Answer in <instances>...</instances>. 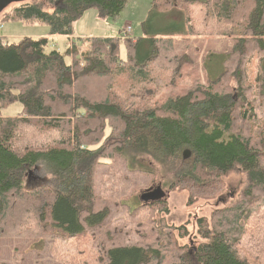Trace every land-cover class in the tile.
I'll return each mask as SVG.
<instances>
[{
    "label": "trees",
    "instance_id": "trees-1",
    "mask_svg": "<svg viewBox=\"0 0 264 264\" xmlns=\"http://www.w3.org/2000/svg\"><path fill=\"white\" fill-rule=\"evenodd\" d=\"M128 1L25 0L4 19L70 40L86 10L116 17ZM151 1L147 21L185 18L163 34L146 21L126 60L117 37L70 41L71 65L48 37L0 38V264H264V0ZM140 157L174 174L188 208L214 202L210 215L177 226L166 200L132 208ZM40 165L56 186L28 189ZM234 171L249 178L235 198Z\"/></svg>",
    "mask_w": 264,
    "mask_h": 264
},
{
    "label": "rangeland",
    "instance_id": "rangeland-1",
    "mask_svg": "<svg viewBox=\"0 0 264 264\" xmlns=\"http://www.w3.org/2000/svg\"><path fill=\"white\" fill-rule=\"evenodd\" d=\"M31 1L32 0H28V2ZM15 5L16 3L10 4L0 12L1 37L10 43H19L24 38L48 37V51H60L64 55L66 63L71 65L73 63V56L68 55L67 53L71 40L58 36L51 37L49 35L50 27L44 23H27L21 20L4 19L6 14L10 13ZM151 9V0H129L122 13L116 17H103L100 15L98 9L89 8L76 22L73 35L71 36V38H73L72 41L77 44L81 52H84L85 49H87L88 40L94 38L108 39L117 37L122 44L120 57L121 59L126 60L128 56L126 46L124 45L126 38L122 37V33L127 28L131 27L132 30L129 32L128 37H142L145 32L143 24L147 21ZM184 18V14L178 9H175L173 12L166 15L164 14L160 16L153 14L150 16V20L147 21L146 27L157 29L158 32L163 34L164 28L168 23L182 22ZM177 39H183V37L180 36L177 37ZM205 39L203 49H223L222 44L218 43V41L210 37ZM199 44L200 41H197L196 45ZM216 59L217 63L215 70L209 72L212 78L217 77L222 70V65L218 60L220 58ZM257 64L258 61L255 60L251 65V71L254 76L256 75L255 68ZM22 111L23 105L20 102H15L2 108V116L14 118L18 117ZM109 131L110 130L107 131V134ZM134 168L143 171V174L140 176L143 180L148 181V183L142 181L141 187H138L131 195L128 204L132 208H136L146 202L147 200L143 197L152 195L157 189H160L157 199L166 200L171 209L170 214L165 216L170 225H182L186 223L190 217L194 216H209L215 207L214 202L207 204L204 201H201L193 208H188L187 193L171 188L172 183L175 180L174 174L150 157L138 158V162L135 164ZM226 182L230 186L229 188L231 192L234 193L233 197L235 198V194L242 192L247 187L249 178L246 174L234 171L226 178ZM41 186H56V183L52 180L51 174H49L43 165L31 170L28 179V189H34ZM43 247V244H39L35 249L39 250L43 249ZM0 261H7L6 256H2Z\"/></svg>",
    "mask_w": 264,
    "mask_h": 264
},
{
    "label": "water",
    "instance_id": "water-1",
    "mask_svg": "<svg viewBox=\"0 0 264 264\" xmlns=\"http://www.w3.org/2000/svg\"><path fill=\"white\" fill-rule=\"evenodd\" d=\"M25 0H0V12L5 9L8 5L13 4V3H21L24 2ZM160 193V189H157L152 195H147L143 197L144 199L151 200L156 197H158V194ZM151 194V193H150Z\"/></svg>",
    "mask_w": 264,
    "mask_h": 264
},
{
    "label": "built area",
    "instance_id": "built-area-1",
    "mask_svg": "<svg viewBox=\"0 0 264 264\" xmlns=\"http://www.w3.org/2000/svg\"><path fill=\"white\" fill-rule=\"evenodd\" d=\"M132 29H131V27H129V28H127L123 33H122V37H124V38H126V39H128V38H130V37H128V34H129V32L131 31ZM0 38H3V37H1V32H0ZM73 39V38H72ZM75 40V39H74ZM8 44V42H7V40L5 39L4 41H3V46H6Z\"/></svg>",
    "mask_w": 264,
    "mask_h": 264
},
{
    "label": "crops",
    "instance_id": "crops-1",
    "mask_svg": "<svg viewBox=\"0 0 264 264\" xmlns=\"http://www.w3.org/2000/svg\"><path fill=\"white\" fill-rule=\"evenodd\" d=\"M126 29V28H125ZM63 38H65V37H63ZM68 39V38H67ZM134 39V38H133ZM71 41L73 40V39H70ZM9 42V41H8ZM10 43V42H9Z\"/></svg>",
    "mask_w": 264,
    "mask_h": 264
}]
</instances>
